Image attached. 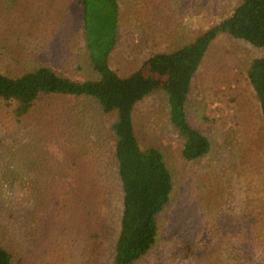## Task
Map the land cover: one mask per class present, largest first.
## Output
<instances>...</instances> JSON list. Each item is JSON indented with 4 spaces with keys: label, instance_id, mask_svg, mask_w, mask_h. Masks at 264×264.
I'll list each match as a JSON object with an SVG mask.
<instances>
[{
    "label": "rangeland",
    "instance_id": "rangeland-1",
    "mask_svg": "<svg viewBox=\"0 0 264 264\" xmlns=\"http://www.w3.org/2000/svg\"><path fill=\"white\" fill-rule=\"evenodd\" d=\"M115 1L109 67L120 77L193 43L240 2ZM77 2L0 0V74L42 65L73 82L95 80ZM257 58L264 48L224 34L208 46L184 104L187 123L209 144L196 160L181 156L165 93L134 106L139 148L162 155L171 181L155 242L134 264H264V120L246 79ZM57 96L35 100L19 118L0 102V245L13 264H112L121 213L116 113Z\"/></svg>",
    "mask_w": 264,
    "mask_h": 264
},
{
    "label": "trees",
    "instance_id": "trees-1",
    "mask_svg": "<svg viewBox=\"0 0 264 264\" xmlns=\"http://www.w3.org/2000/svg\"><path fill=\"white\" fill-rule=\"evenodd\" d=\"M77 5L86 33L84 57L96 79L73 82L42 65L17 77L0 74V102L14 105L16 118L26 114L35 100L50 95L86 97L96 101L103 113H116L111 130L115 135L121 213L112 264H134L155 242L156 216L168 202L171 181L162 155L154 148H139L133 134L132 110L144 97L162 91L168 97L170 125L182 139V158L193 161L205 155L208 141L187 123L184 114L192 77L208 46L220 34L264 48V0H240L237 7L193 43L167 54L151 55L138 70L124 77L109 67L116 40V1L78 0ZM246 79L264 120V58L250 63ZM0 264H13L11 255L1 245Z\"/></svg>",
    "mask_w": 264,
    "mask_h": 264
},
{
    "label": "crops",
    "instance_id": "crops-1",
    "mask_svg": "<svg viewBox=\"0 0 264 264\" xmlns=\"http://www.w3.org/2000/svg\"><path fill=\"white\" fill-rule=\"evenodd\" d=\"M89 101H91V102H93L94 104H96L97 106H98V108H100L99 107V105L96 103V101H94V100H91V99H88V102ZM84 102H87V101H84ZM101 110V109H100ZM101 112H102V110H101ZM105 114V113H104ZM114 118H115V115H114ZM109 130H110V125H109ZM114 149V148H113ZM113 156H114V150H113Z\"/></svg>",
    "mask_w": 264,
    "mask_h": 264
}]
</instances>
